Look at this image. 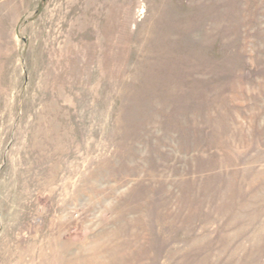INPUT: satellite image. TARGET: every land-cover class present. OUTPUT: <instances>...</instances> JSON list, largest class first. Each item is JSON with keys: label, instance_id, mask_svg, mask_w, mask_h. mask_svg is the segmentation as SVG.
Returning a JSON list of instances; mask_svg holds the SVG:
<instances>
[{"label": "rangeland", "instance_id": "rangeland-1", "mask_svg": "<svg viewBox=\"0 0 264 264\" xmlns=\"http://www.w3.org/2000/svg\"><path fill=\"white\" fill-rule=\"evenodd\" d=\"M0 264H264V0H0Z\"/></svg>", "mask_w": 264, "mask_h": 264}]
</instances>
